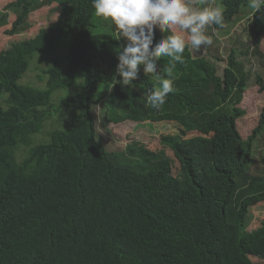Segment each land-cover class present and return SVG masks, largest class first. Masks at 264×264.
Instances as JSON below:
<instances>
[{"label":"trees","instance_id":"16d2710c","mask_svg":"<svg viewBox=\"0 0 264 264\" xmlns=\"http://www.w3.org/2000/svg\"><path fill=\"white\" fill-rule=\"evenodd\" d=\"M52 5L46 25L23 36L31 15ZM247 5L198 6L221 7L223 25L213 26L222 30ZM1 27L21 36L0 50V264H264V220L249 229L250 211H264V169L249 173L264 107L243 138L237 120L251 77L236 48L223 74L206 56L183 57L171 73L176 91L157 109L145 95L157 86L152 74L141 70L133 83L144 91L127 92L107 70L119 63L114 47L127 42L95 15L92 0H0ZM247 27L264 56V9L253 10ZM167 34L157 28L156 41ZM169 60H160V75ZM31 63L42 64L40 83H20ZM255 83L264 92L260 73ZM105 98V126L175 122L179 135L159 141L177 167L155 143L109 151L94 113ZM54 116L56 126L39 140Z\"/></svg>","mask_w":264,"mask_h":264},{"label":"clouds","instance_id":"9594fccd","mask_svg":"<svg viewBox=\"0 0 264 264\" xmlns=\"http://www.w3.org/2000/svg\"><path fill=\"white\" fill-rule=\"evenodd\" d=\"M202 0H92L95 15L110 19L116 28V39L127 43L117 49L118 83L133 86L140 68L157 78V86L145 93L153 108H160L169 94L174 93L172 69L184 63L186 48L199 49L213 43L208 28L223 25L221 7L198 5ZM254 12L264 9V0H249ZM168 33L156 41L155 30ZM163 57L170 58L167 76L158 72Z\"/></svg>","mask_w":264,"mask_h":264},{"label":"rangeland","instance_id":"374dc122","mask_svg":"<svg viewBox=\"0 0 264 264\" xmlns=\"http://www.w3.org/2000/svg\"><path fill=\"white\" fill-rule=\"evenodd\" d=\"M55 5L50 7H44L39 11H36L31 15L30 22L32 27L28 30L29 33L23 34L25 37H31L38 29L46 25V17L50 14L51 9ZM253 9L249 5L243 8V12L240 15L235 16L232 20L227 22L222 30H216L214 26L208 28V35L211 37L213 43L207 46H201L199 49L196 48H186L183 57L191 55L192 57L206 56L210 61H212L219 74H223V70L227 65V58L230 50L236 48L240 53V59H243L246 63V71L250 75L249 87L244 93V98L240 106L246 110L245 116L237 120V127L243 138H247L255 127L258 126L260 113L264 107V92H260L257 85H255V75L260 73L264 77V67L260 64V61L264 59L258 50L256 39L248 33V22L252 17ZM56 17V16H54ZM54 19V18H53ZM9 26H6L7 29ZM5 29L0 28V50H5L9 48L11 44L16 41L21 35H15L13 38H9ZM36 31V32H35ZM4 32V33H3ZM67 39V38H66ZM126 44H120L114 47V51L117 54V49H122ZM261 53L264 54V35L261 40V45L259 47ZM65 54L68 56V50H64ZM39 54V53H38ZM37 54V55H38ZM67 62L62 60L61 65L65 67ZM32 64V63H31ZM42 64H32L33 70H30L26 77L20 80V83H33L39 84L38 75L42 71ZM107 68L106 66H104ZM161 66L158 68L160 69ZM108 71L113 73L117 81L122 78L117 73V66L113 68H108ZM143 68H140V71ZM127 92H143V88L139 85L134 84L133 86H123ZM56 94V93H55ZM62 95V93H60ZM105 100V101H104ZM101 103L94 106V113L97 117V137L104 143L109 151L121 152L125 150L129 143L134 141H143L149 144H154L152 146L154 151H159L165 149L167 157L172 159L174 167L176 168V160L174 159L173 151L168 146H163L160 141V135H179V127L175 122L161 123L159 125H154L150 127L148 125L137 124L134 121L126 120L120 123H109L105 126L100 123L99 117L102 114L103 106L108 104L107 98H105ZM60 115V114H59ZM55 119V120H54ZM57 116H54L51 121L47 123L44 135L39 137V140L47 139L48 130L52 129L57 124ZM161 132V133H160ZM191 135V134H189ZM158 138V139H157ZM165 147V148H162ZM169 148V149H167ZM263 148H264V133L257 138V144L255 146V152L253 153V160L249 166V173L251 175L261 173L264 169V159H263ZM24 149L18 151V159L21 160L24 157ZM264 206V205H263ZM252 218L249 222V229H255L264 220V211H261V207H255L250 211Z\"/></svg>","mask_w":264,"mask_h":264}]
</instances>
